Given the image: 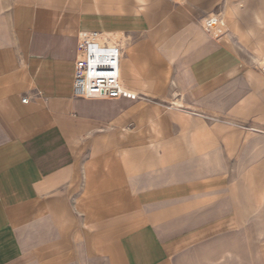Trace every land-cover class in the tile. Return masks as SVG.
Instances as JSON below:
<instances>
[{"label": "crops", "instance_id": "obj_1", "mask_svg": "<svg viewBox=\"0 0 264 264\" xmlns=\"http://www.w3.org/2000/svg\"><path fill=\"white\" fill-rule=\"evenodd\" d=\"M93 30L129 34L126 87L184 109L74 97ZM260 42L264 0H0V264H264Z\"/></svg>", "mask_w": 264, "mask_h": 264}, {"label": "built area", "instance_id": "obj_2", "mask_svg": "<svg viewBox=\"0 0 264 264\" xmlns=\"http://www.w3.org/2000/svg\"><path fill=\"white\" fill-rule=\"evenodd\" d=\"M124 48L109 32L80 31L74 61L73 96L83 99H139L124 85L121 62ZM24 98L23 102H27Z\"/></svg>", "mask_w": 264, "mask_h": 264}, {"label": "bare ground", "instance_id": "obj_3", "mask_svg": "<svg viewBox=\"0 0 264 264\" xmlns=\"http://www.w3.org/2000/svg\"><path fill=\"white\" fill-rule=\"evenodd\" d=\"M172 1L177 2V3H182L186 0H172ZM143 7L144 6H141V8ZM199 24L202 26L204 31H206L211 37L221 38V37H224L226 33L229 32V28H228V25H227V22L225 20V16L223 15V13L222 14L209 13L199 19ZM103 32H109L113 40L121 41V44L123 45V48H124V56H126L125 55L126 51H129L131 49L129 34L126 35L124 32H118V31H103ZM260 46L264 50V44L260 42ZM252 60H254V64L256 67L264 71V55L260 57L255 56L253 57ZM121 67H122V62H121ZM133 91L136 92L135 90ZM139 99H143L144 101H151L149 98H143L141 96ZM155 103L157 105H160L166 108H172V109H178V110L184 109L183 101L178 100V98L177 100H173L170 103H166L162 101H158Z\"/></svg>", "mask_w": 264, "mask_h": 264}, {"label": "rangeland", "instance_id": "obj_4", "mask_svg": "<svg viewBox=\"0 0 264 264\" xmlns=\"http://www.w3.org/2000/svg\"><path fill=\"white\" fill-rule=\"evenodd\" d=\"M257 69H259L258 67H256ZM262 71V70H261ZM151 101H150V103H154L155 101H157V100H155V99H150ZM146 102H149V101H146ZM172 105V104H171Z\"/></svg>", "mask_w": 264, "mask_h": 264}]
</instances>
